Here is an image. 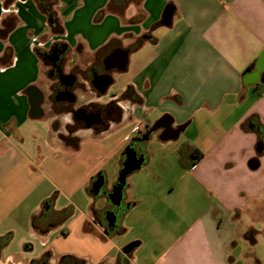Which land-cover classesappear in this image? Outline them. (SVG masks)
Segmentation results:
<instances>
[{"label": "crops", "instance_id": "obj_1", "mask_svg": "<svg viewBox=\"0 0 264 264\" xmlns=\"http://www.w3.org/2000/svg\"><path fill=\"white\" fill-rule=\"evenodd\" d=\"M103 69L112 70L104 94ZM61 74L86 91L72 101ZM263 77L264 0H0V264H27L42 250L35 243L114 264L125 242L95 216L115 204L107 193L125 147L165 115L146 139L163 154L146 151L140 175L126 177L134 196L125 214L140 232L124 258L264 264ZM31 92L42 93L37 112ZM81 105L93 121L73 113ZM181 124L177 136L163 134ZM185 141L203 153L190 167L178 161ZM165 156L178 166L167 187L177 199L153 209L167 203L156 176Z\"/></svg>", "mask_w": 264, "mask_h": 264}, {"label": "flooded vegetation", "instance_id": "obj_2", "mask_svg": "<svg viewBox=\"0 0 264 264\" xmlns=\"http://www.w3.org/2000/svg\"><path fill=\"white\" fill-rule=\"evenodd\" d=\"M64 63V59L60 60V64L62 65ZM57 70H60V65H56ZM107 66V65H106ZM105 68V67H104ZM104 71V69H103ZM111 69H105V74H111ZM70 90L74 92L76 95V99L78 98L79 94H83V92L86 91L85 83L83 81H80L77 76H75L72 86L70 87ZM75 99V100H76ZM84 109V111L82 110ZM85 112L91 114L92 111L88 109L86 106H78L73 110V113L79 117L82 114L85 115ZM115 112V109L112 108L110 111L104 114H100V120L101 122H107L108 119L113 118V114ZM87 116V115H86ZM165 123V122H164ZM153 125L147 127L145 131L139 135L136 139L132 141L133 146L139 154L146 153L145 150V143L146 139H144V135L149 131V129ZM174 131L167 129L164 131L163 134L165 135H174ZM152 132L149 134L148 138ZM147 138V139H148ZM107 193V192H106ZM108 195V193H107ZM126 203V202H125ZM126 210V205H123L122 203L120 205H112V208L109 210H106L105 213H98L96 214L95 218L97 219L99 225H100V231L103 234H107L110 236L116 235L115 233L118 232V223L121 215ZM129 243V242H128ZM127 244V243H126ZM125 244V245H126ZM123 248V247H122ZM123 253V252H122ZM124 254V253H123ZM121 253H118L115 255V261L114 264H128V260L124 258V255ZM126 255V254H125ZM128 255V254H127ZM27 264H101V263H92L88 260L87 257L79 256L73 253H60L57 254L52 248L49 247H43L41 252L34 258H31Z\"/></svg>", "mask_w": 264, "mask_h": 264}, {"label": "water", "instance_id": "obj_3", "mask_svg": "<svg viewBox=\"0 0 264 264\" xmlns=\"http://www.w3.org/2000/svg\"><path fill=\"white\" fill-rule=\"evenodd\" d=\"M126 63H127V50H123V53L120 56V59L118 61V68L120 70H125L126 68ZM62 81L64 78L68 79L65 82L68 85H72L73 84V80H74V76L73 75H67V74H61L60 75ZM105 80L103 81V85L101 87V93L104 94L106 91L107 86L109 85V83L112 81V77L108 74L104 75ZM68 96H70V99L73 101L76 99V95L73 92L67 91ZM31 109L34 112H37L40 110V101L42 99V93L39 92V94H36L34 92H31ZM84 111V109H82ZM89 119L90 121H93L94 118H92V116L89 114ZM166 115L163 116L159 121H157L150 129L149 131L144 135V139H147L149 134L155 130L157 128V126L159 125V123L166 119ZM169 126H170V121H168ZM185 124H181L179 125L177 128L172 129L175 133V136L178 135V133L184 128ZM124 153H125V159L123 161V165L119 171V175L117 177V181L116 183L113 185V187L111 188V190L108 193V196L110 197V199L116 204V205H120L122 203V200L124 198V187L127 185V181H126V177L128 174H130L131 172H133L136 169H139L145 159L144 154H139L137 150L135 149V147L133 146L132 143L128 144L125 149H124ZM104 184V178L103 176H99V178H97L92 185V189L95 192H100L101 188ZM138 244V241L133 240L130 241L129 243H127L126 245L123 246L122 248V252L127 254L129 253L136 245Z\"/></svg>", "mask_w": 264, "mask_h": 264}, {"label": "rangeland", "instance_id": "obj_4", "mask_svg": "<svg viewBox=\"0 0 264 264\" xmlns=\"http://www.w3.org/2000/svg\"><path fill=\"white\" fill-rule=\"evenodd\" d=\"M164 144L162 142H159V140H152V139H149L146 143H145V150L148 151V153H151V151L156 155V153H158V157H160V155L163 154V146ZM152 153V155H154ZM162 153V154H161ZM171 157V156H170ZM169 156H165V157H162V162H164V166H167L166 169L163 168L162 170L160 171H157L156 173V176H159L161 178H163L164 180H162V183L160 184V192L164 195H167V187H169L170 183L172 181H174V179L176 178V176L178 175V169L176 167H178L176 165V163L174 162L175 161V156L171 157L170 158ZM110 164V163H109ZM108 164V165H109ZM144 167H149V166H144ZM144 169H149V168H144ZM140 175V171H136V172H133L131 173L128 178L130 179H135L137 178L138 176ZM133 191L134 192V189H130V187H128L127 185L124 187V198L122 200V204L123 205H126V208L128 207V204L130 202V200H133V196L129 197L130 195V192ZM76 198V196L74 197ZM176 196L173 194V195H170L168 196L167 195V203L163 200L161 201H158L157 203L153 200L149 203V206L152 207L153 209H162L163 207H165V205H169L171 202H173L174 200H176ZM165 200V199H164ZM126 202V203H125ZM144 204V203H143ZM142 204V206H144ZM126 210L124 211V213L121 215L120 219H119V223H118V232L115 233L116 235H114L112 237L113 239V242H122L124 241L126 243L132 241V240H135L136 236L139 234V227L137 226V223L136 224H132V217L131 215L125 214ZM73 233V232H72ZM35 248L38 250V249H42L43 246L40 245L39 243H35Z\"/></svg>", "mask_w": 264, "mask_h": 264}, {"label": "trees", "instance_id": "obj_5", "mask_svg": "<svg viewBox=\"0 0 264 264\" xmlns=\"http://www.w3.org/2000/svg\"><path fill=\"white\" fill-rule=\"evenodd\" d=\"M40 1H43V0H40ZM170 8H171L170 4L166 6L164 20H167L166 16H167ZM47 12L50 16H53L52 14H54L50 10H47ZM263 90H264V77H263V80L261 81V83L259 84V92L261 93V91H263ZM189 149H191V150H189ZM187 155H188V160H190V161L188 164H185L183 159L186 158ZM202 156H203V153L201 152V150H199L191 142L185 141L180 146L179 153H178V161L181 164H184L186 167H190L197 160H199Z\"/></svg>", "mask_w": 264, "mask_h": 264}, {"label": "built area", "instance_id": "obj_6", "mask_svg": "<svg viewBox=\"0 0 264 264\" xmlns=\"http://www.w3.org/2000/svg\"><path fill=\"white\" fill-rule=\"evenodd\" d=\"M144 129V125L141 122H136L132 126V132L138 133Z\"/></svg>", "mask_w": 264, "mask_h": 264}]
</instances>
